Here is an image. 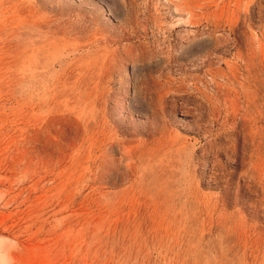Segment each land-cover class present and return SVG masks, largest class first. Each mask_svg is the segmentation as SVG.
<instances>
[{"label": "rangeland", "instance_id": "rangeland-1", "mask_svg": "<svg viewBox=\"0 0 264 264\" xmlns=\"http://www.w3.org/2000/svg\"><path fill=\"white\" fill-rule=\"evenodd\" d=\"M0 264H264V0H0Z\"/></svg>", "mask_w": 264, "mask_h": 264}, {"label": "bare ground", "instance_id": "bare-ground-1", "mask_svg": "<svg viewBox=\"0 0 264 264\" xmlns=\"http://www.w3.org/2000/svg\"><path fill=\"white\" fill-rule=\"evenodd\" d=\"M123 3H125V2H123ZM127 7V6H126ZM125 7V8H126ZM147 12V11H146ZM198 28V27H197ZM220 28V27H219ZM184 29V28H183ZM182 29V30H183ZM189 29V28H188ZM208 29V28H207ZM211 29V28H210ZM215 29V28H214ZM197 30V29H196ZM205 30V29H204ZM203 30V31H204ZM209 30V29H208ZM175 31H177V30H175ZM202 31V32H203ZM200 32V31H199ZM217 32V31H216ZM174 33V32H173ZM180 33V32H179ZM192 33H194L193 31H192ZM197 34V33H196ZM204 35V34H203ZM220 35V34H219ZM189 36V35H188ZM210 36V35H209ZM214 36H215V34H214ZM186 37V36H185ZM193 37H195V36H193ZM225 37H227V36H225ZM191 37H189V39H190ZM157 40V39H156ZM221 42V41H220ZM222 43V42H221ZM229 43V42H228ZM219 44V43H218ZM152 45V44H151ZM226 45H228V44H226ZM166 46H170V45H166ZM189 46V45H188ZM194 46V45H193ZM155 47V46H154ZM157 47V46H156ZM156 47H155V49H156ZM181 47V46H180ZM198 47V46H197ZM219 46H217V48H218ZM227 47V46H226ZM158 48V47H157ZM177 50V49H176ZM189 50V49H188ZM222 50V49H221ZM175 51V50H174ZM217 51H218V49H217ZM216 51V52H217ZM224 51H227V50H224ZM162 52V51H161ZM170 52V51H169ZM207 52V51H206ZM213 52V51H212ZM164 53V52H163ZM173 53V52H172ZM138 54V53H137ZM165 54V53H164ZM217 55V54H216ZM220 55V54H219ZM168 56V55H167ZM210 56V55H209ZM214 56V55H213ZM218 56V55H217ZM163 57V56H162ZM174 57H175V55H174ZM208 57V56H207ZM216 57V56H215ZM157 58V57H156ZM156 58H154V59H156ZM164 58V57H163ZM218 58H219V56H218ZM193 59V58H192ZM198 60H201V57H200V59H198ZM209 60V59H208ZM172 61V60H171ZM220 61V60H219ZM200 62V61H199ZM151 63V62H150ZM202 64V63H201ZM213 64V63H212ZM151 65V64H150ZM204 65V64H203ZM216 65H217V63H216ZM215 66V65H214ZM173 67V66H172ZM162 68V67H161ZM163 69V68H162ZM181 69V68H180ZM177 70V69H176ZM160 71V70H159ZM163 71V70H162ZM169 71V70H168ZM167 71V72H168ZM185 71V70H184ZM170 72V71H169ZM172 72H173V70H172ZM178 72V71H177ZM158 73V72H157ZM181 73V72H180ZM159 74V73H158ZM167 74V73H166ZM178 74V73H177ZM153 75V74H152ZM157 75V74H156ZM156 75L154 76V77H156ZM173 75V74H172ZM175 75V74H174ZM157 76H159V75H157ZM181 77V76H180ZM139 80V79H138ZM188 82V81H187ZM190 82V81H189ZM178 84V83H177ZM181 84V83H180ZM168 85V84H167ZM187 85V84H186ZM143 89V88H142ZM175 91V90H174ZM140 92V91H139ZM148 95V94H147ZM152 95V94H151ZM170 95V94H169ZM178 96V95H177ZM149 97V96H148ZM170 97V96H169ZM175 97V96H174ZM134 100V99H133ZM148 101V100H147ZM170 101V100H169ZM184 101V100H183ZM169 103V102H168ZM184 103H185V101H184ZM158 104H160V103H158ZM162 104V103H161ZM169 104H171V103H169ZM161 106V105H160ZM178 107V106H177ZM185 107V106H184ZM135 108V107H134ZM172 108V107H171ZM156 109V108H155ZM182 110V109H181ZM188 110V109H187ZM186 111V110H185ZM190 111V110H189ZM175 112V111H174ZM186 113V112H185ZM184 113V114H185ZM191 113V112H190ZM181 114V113H180ZM187 114V113H186ZM194 114V113H193ZM182 115V114H181ZM195 115V114H194ZM183 116H185V115H183ZM149 117V116H148ZM157 117V116H156ZM201 118V117H200ZM201 122V121H200ZM159 123V122H158ZM207 124V123H206ZM211 125V124H210ZM213 126V125H212ZM151 128V127H150ZM189 130V129H188ZM192 130V129H191ZM201 131V130H200ZM152 132V131H151ZM194 132V131H193ZM196 134V133H195ZM204 135V134H203ZM205 136V135H204ZM206 137V136H205ZM89 143V142H88ZM247 143V142H246ZM86 144V143H85ZM226 144H227V142H226ZM82 147V146H81ZM228 147V146H227ZM229 148V147H228ZM246 148V147H245ZM84 156V155H83ZM82 156V157H83ZM259 190V189H258ZM259 193V192H258ZM257 193V194H258Z\"/></svg>", "mask_w": 264, "mask_h": 264}]
</instances>
